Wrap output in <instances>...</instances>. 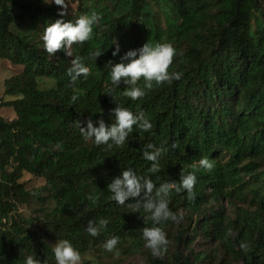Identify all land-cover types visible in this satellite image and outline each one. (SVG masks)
<instances>
[{
  "label": "trees",
  "instance_id": "obj_1",
  "mask_svg": "<svg viewBox=\"0 0 264 264\" xmlns=\"http://www.w3.org/2000/svg\"><path fill=\"white\" fill-rule=\"evenodd\" d=\"M59 11L44 0H0V58L23 66L5 82L13 99L4 106L15 118L0 112V264H24L29 255L56 264L48 240L66 239L80 255L103 252L113 235L120 238L116 249L145 253L148 264H264V0H77L63 19L95 14L92 38L50 55L42 37L49 22L62 18ZM148 41L175 47L168 71L180 78L151 88L141 79L137 86L146 94L133 101L124 95L126 84H112L108 63ZM77 58L90 74L73 80L68 69ZM43 78L56 86L42 89ZM117 106L144 113L151 131L134 126L122 146L85 141L76 121L114 123ZM149 142L166 149L156 174L143 156ZM204 158L213 169H193ZM129 167L156 188L195 171L192 195L170 193L169 208L182 219L155 225L135 208L143 191L125 205L112 200L108 185ZM26 173L45 184L28 187ZM31 203L40 205L43 233L19 211ZM103 219L107 227L90 236L89 220ZM156 226L168 239L162 256L142 239L145 228ZM198 239L211 249L196 251Z\"/></svg>",
  "mask_w": 264,
  "mask_h": 264
},
{
  "label": "clouds",
  "instance_id": "obj_2",
  "mask_svg": "<svg viewBox=\"0 0 264 264\" xmlns=\"http://www.w3.org/2000/svg\"><path fill=\"white\" fill-rule=\"evenodd\" d=\"M46 4H55L60 6L59 16L54 22H49L44 30L43 42L44 48L50 55H55L59 50H66L73 44H83L92 38L93 26L96 24L98 17L95 14H82L75 21L63 19L69 8L68 0H44ZM106 50V49H105ZM120 51L117 44L112 51V55L116 56ZM67 53V52H66ZM102 54V49H97L93 56L96 59ZM177 55L175 47L169 43H152L148 41L141 48L128 51L118 63L109 61L108 65L111 69V82L114 86L119 87L123 82L126 84L127 90L124 92L126 97L136 101L145 96V90L137 86L138 82L143 79L148 88H151L153 82L160 85L165 82L171 83L173 80L180 78V73H170L169 67L173 63V58ZM90 74V68L82 59H75L71 67L68 69V75L76 80L81 76L87 77ZM111 95V91L108 92ZM76 97H73L75 100ZM111 117H114V123H106L100 119L94 123L92 119H88L86 126L81 121H76L75 126L79 129L81 135L85 139L94 140L96 146H122L129 135L136 129L143 132H150L153 125L144 113H134L128 108L117 106L113 109ZM98 123V126H96ZM176 147L175 144L172 145ZM150 149V151H149ZM166 154L163 146H156L149 142L143 151L144 158L151 162L149 172L156 174L160 171V161ZM214 167L212 160L208 158L201 159L198 165H193V169H205L211 171ZM197 184V175L195 171L182 174L179 184L162 183L158 188L154 182L146 175L141 176L129 167L114 178L108 185L112 194V200L119 205H125L130 198L140 197L144 192L143 202H137L135 208L139 211L141 208L147 214L155 225H160L166 221L176 222L178 217L169 208L170 193H177L182 190L189 195L193 194ZM155 189V194L153 195ZM89 199H93L89 197ZM109 221L107 219L100 220L97 224L93 220H89L86 232L92 237H98L101 230L105 229ZM142 239L145 246L151 250L154 256H162L167 252L168 239L166 233L159 226L145 228L142 232ZM120 243V238L113 235L107 239L104 248L108 252L116 249ZM53 254L56 264H80L81 256L79 251L68 240H62L56 243L53 248ZM4 257L0 256V262ZM24 264H42V261L33 255L25 258Z\"/></svg>",
  "mask_w": 264,
  "mask_h": 264
},
{
  "label": "rangeland",
  "instance_id": "obj_3",
  "mask_svg": "<svg viewBox=\"0 0 264 264\" xmlns=\"http://www.w3.org/2000/svg\"><path fill=\"white\" fill-rule=\"evenodd\" d=\"M69 8L67 12L71 14L73 10L77 7V0H68ZM26 29V28H25ZM23 72V66L16 65L9 60L0 58V112L4 117L9 120L15 118V111L10 106H4V104L13 98L5 94V82L7 79L18 75ZM56 86L55 81L43 78L40 80V87L42 89H50ZM22 182L28 187L30 186H43L45 180L43 178L36 177L34 175L26 173L22 178ZM40 205L37 203H31L29 205L20 206V213L27 219L33 218V228L40 232H44V227L42 221L39 219L40 215ZM228 212L234 217L236 216L233 208L229 207ZM49 245L54 248L56 243L60 241L48 240ZM174 245L171 244V249L173 250ZM193 248L197 251L199 250H210L211 245L202 239H198L197 242L193 245ZM81 260L80 264H148L147 255L144 254H132L129 253L125 248L116 249L112 252L104 250L103 252H88L86 254L80 255ZM219 260L224 257L223 253H219ZM202 264H213L211 262H204Z\"/></svg>",
  "mask_w": 264,
  "mask_h": 264
}]
</instances>
